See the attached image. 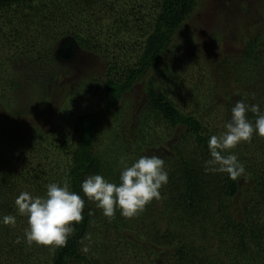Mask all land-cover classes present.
Here are the masks:
<instances>
[{
	"label": "trees",
	"instance_id": "16d2710c",
	"mask_svg": "<svg viewBox=\"0 0 264 264\" xmlns=\"http://www.w3.org/2000/svg\"><path fill=\"white\" fill-rule=\"evenodd\" d=\"M197 1L0 0V82L5 87L21 80L26 87L53 83L65 70L53 55L55 42L65 35L104 63L98 73L67 88L56 102L50 128L37 127L22 141L17 162L15 151L9 154L8 144L0 141V217L16 216L14 226L0 223V264H264V137L253 134L228 150L245 166L241 177L205 172L208 139L218 133L208 128L200 110L186 111L169 92L171 61L162 69V86L146 88L132 127L124 122L126 94L147 68L162 65V53ZM242 45L226 60L231 81L246 93L242 100L264 111V26ZM206 91L207 98L209 87ZM87 102L91 107L83 109ZM75 104L78 117L72 114ZM200 107L212 108L208 103ZM247 116L255 120L251 112ZM161 144L168 182L161 198L134 217L117 211L107 218L80 191L81 181L93 173L118 183L122 160L131 164L143 147ZM65 180L85 199L84 219L73 222L63 247L29 245L27 218L17 213L16 197L21 191L43 196L47 184ZM245 184V200L235 210L229 200Z\"/></svg>",
	"mask_w": 264,
	"mask_h": 264
},
{
	"label": "rangeland",
	"instance_id": "374dc122",
	"mask_svg": "<svg viewBox=\"0 0 264 264\" xmlns=\"http://www.w3.org/2000/svg\"><path fill=\"white\" fill-rule=\"evenodd\" d=\"M263 26L264 0H198L193 12L176 31L169 48L162 53V65L147 68L126 94L129 107L124 122L132 127L134 116L146 99V88L152 83L157 87L162 86V69L166 62L171 61L174 68V76L169 82L171 95L186 111L200 110L208 122V128L221 134L225 131V123L231 118L233 102L246 97V93L231 81L232 72L228 70L226 60L237 56L242 51L243 41ZM69 36L55 40L53 55L65 70L53 77V83L26 87L21 80L19 85L8 88L0 82V141L8 144L9 154L15 151L14 162L23 155L21 143L24 139L37 127L45 131L50 128L54 110H57L56 102L67 88L70 90L81 78L103 69L101 57L80 47L70 59L61 58L59 54L63 52L62 46ZM171 54L178 59L174 60ZM239 74L245 81L247 76L243 72ZM209 77L211 82L208 81ZM208 87L211 92L206 98ZM207 103L212 108L206 107L202 111L200 106ZM83 104V109L91 107L88 102ZM227 104L230 106L227 107ZM76 105L72 107V114L78 117L81 114ZM125 135L131 137L132 133L126 130ZM164 147H167V143ZM164 147L162 144L143 147L140 154L159 155L165 151ZM243 180L247 184L248 181ZM246 184L240 186L239 192L229 200V205L235 210L245 200L243 191ZM147 252L152 257V252Z\"/></svg>",
	"mask_w": 264,
	"mask_h": 264
},
{
	"label": "clouds",
	"instance_id": "9594fccd",
	"mask_svg": "<svg viewBox=\"0 0 264 264\" xmlns=\"http://www.w3.org/2000/svg\"><path fill=\"white\" fill-rule=\"evenodd\" d=\"M255 116L252 121L247 113ZM225 131L211 135L207 147L209 159L204 161L205 172L226 173L235 180L245 174V166L238 157L228 151L240 142H249L253 134L264 137V111L255 103L237 100L231 108V118L224 125ZM227 153V154H225ZM118 183L110 182L101 174H89L80 184V191L88 200L95 202L107 218L117 211L131 218L143 211L153 199L161 198L160 189L168 182L164 159L159 155H140L131 164L122 160ZM16 211L27 218L24 231L25 242L29 245L63 247L74 231L73 222L84 219L85 199L71 190L70 183L51 182L43 196L21 191L15 199ZM16 216L4 215L0 223L15 225ZM82 251L87 252L85 246Z\"/></svg>",
	"mask_w": 264,
	"mask_h": 264
},
{
	"label": "water",
	"instance_id": "95a60500",
	"mask_svg": "<svg viewBox=\"0 0 264 264\" xmlns=\"http://www.w3.org/2000/svg\"><path fill=\"white\" fill-rule=\"evenodd\" d=\"M62 48L63 52H60V57L70 59L72 57V54H74L79 49V46L74 40V38H71V36H69V38L66 39V43L62 46Z\"/></svg>",
	"mask_w": 264,
	"mask_h": 264
}]
</instances>
